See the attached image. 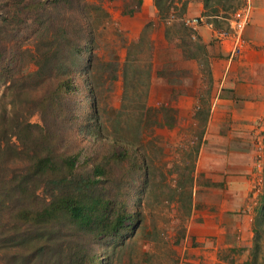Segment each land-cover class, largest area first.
Returning <instances> with one entry per match:
<instances>
[{
	"label": "trees",
	"instance_id": "obj_1",
	"mask_svg": "<svg viewBox=\"0 0 264 264\" xmlns=\"http://www.w3.org/2000/svg\"><path fill=\"white\" fill-rule=\"evenodd\" d=\"M188 1L154 5L169 21L183 16ZM202 2L204 19L221 28L241 0ZM91 5L97 16L107 15L101 4ZM89 11L84 0L0 1V81L6 83L0 95V264H112L117 255L123 262L137 234L148 242L162 237L142 208L144 194L153 190L152 168L137 144L110 134L101 119ZM174 71L168 62L158 74L174 82ZM146 72L150 76V65ZM204 72L208 93L210 73ZM143 95L146 106L147 85ZM207 104L201 94L195 115L207 113ZM187 144L191 163H174L178 176L168 200L183 217L194 205L201 136ZM260 229L264 189L252 254L240 264H264Z\"/></svg>",
	"mask_w": 264,
	"mask_h": 264
},
{
	"label": "crops",
	"instance_id": "obj_2",
	"mask_svg": "<svg viewBox=\"0 0 264 264\" xmlns=\"http://www.w3.org/2000/svg\"><path fill=\"white\" fill-rule=\"evenodd\" d=\"M136 2L132 14L117 13L128 39H137L151 21L150 101L158 83L184 105H192L195 112L200 89L204 88V69L210 73V90L205 96L208 109L193 171L194 205L187 224L191 237L200 244L190 246L197 252L186 258V264H223L227 247L234 250V260L228 264H240L251 257L253 230L250 219L242 217L247 214L236 210L252 184L244 175L234 174L238 162L244 169L249 165L246 151L238 150L237 140L232 147L231 137H264V0H252L250 19L243 29L242 52L236 56L230 55L233 38L222 42L214 39L215 28L202 16V0H189L183 13L184 17H202L193 28L180 18L164 22L154 0ZM184 41L198 49L186 51L180 44ZM168 62L184 71L177 83L157 73ZM214 95L217 98L211 103Z\"/></svg>",
	"mask_w": 264,
	"mask_h": 264
},
{
	"label": "rangeland",
	"instance_id": "obj_3",
	"mask_svg": "<svg viewBox=\"0 0 264 264\" xmlns=\"http://www.w3.org/2000/svg\"><path fill=\"white\" fill-rule=\"evenodd\" d=\"M84 1L91 10L89 15L94 23V49L97 56L91 75L101 119L110 134L115 133L137 144L145 161L152 168L153 190L144 194L142 208L149 227L157 224L163 230L162 237L156 242L144 241L143 236L137 234L123 254V262L117 255L112 264H186V258L197 252L190 246H196L200 242H196L188 232L190 214L183 217L175 203L168 201L172 196L169 184L174 183V178L178 176V172L173 168L174 163L178 161L181 165L191 163L184 149L188 142L193 144L198 136L202 139L206 120L205 108L196 116L192 105H184L178 97L172 96L171 91L158 83L153 88L151 101L148 99L150 76L147 75L146 68L150 65L151 75L152 25L151 23L147 27L145 25L137 39H128L126 30L119 23L117 13L121 10L132 14L136 0ZM92 3L101 4L107 15L97 16L95 9L91 7ZM28 31L30 32V29ZM180 44L186 51L198 49L185 41ZM174 70V77L177 79L174 82L177 83L184 75V71L175 66ZM202 77L204 88L200 89V94L205 97L208 87L205 72ZM146 85L144 106L143 91ZM3 91H6V83L0 81V95ZM31 119L38 120V115H32ZM231 140L232 147L233 140H237L238 150L241 151L243 148L246 151V164L250 166L244 169L240 166L241 162H238L237 166L233 167L236 173L233 172L244 175L252 184V189L242 202V206L236 210L238 213H246L247 215L242 217L251 221L253 243L249 253L252 254L255 217L264 189V137L233 136ZM242 140H245V143L241 144ZM259 236L264 245L263 229H260ZM233 252V249L227 247L223 250L222 256L232 257Z\"/></svg>",
	"mask_w": 264,
	"mask_h": 264
},
{
	"label": "built area",
	"instance_id": "obj_4",
	"mask_svg": "<svg viewBox=\"0 0 264 264\" xmlns=\"http://www.w3.org/2000/svg\"><path fill=\"white\" fill-rule=\"evenodd\" d=\"M252 0H241V3L231 12L225 26L215 28L214 39L218 42L224 41L227 37L233 38L234 45L230 51V55L236 56L242 52L243 47V29L248 23L251 15ZM172 15L171 18L172 19ZM181 21L191 26L201 22L202 17H180ZM217 95L211 97V103H214Z\"/></svg>",
	"mask_w": 264,
	"mask_h": 264
}]
</instances>
